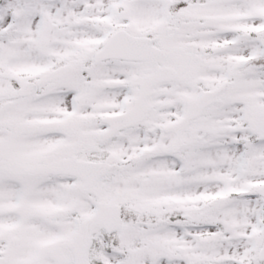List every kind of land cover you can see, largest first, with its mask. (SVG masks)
Listing matches in <instances>:
<instances>
[{
  "label": "snow or ice",
  "instance_id": "snow-or-ice-1",
  "mask_svg": "<svg viewBox=\"0 0 264 264\" xmlns=\"http://www.w3.org/2000/svg\"><path fill=\"white\" fill-rule=\"evenodd\" d=\"M0 264H264V0H0Z\"/></svg>",
  "mask_w": 264,
  "mask_h": 264
}]
</instances>
